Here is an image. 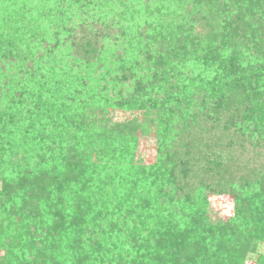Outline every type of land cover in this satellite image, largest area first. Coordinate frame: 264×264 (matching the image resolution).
Masks as SVG:
<instances>
[{
  "label": "trees",
  "instance_id": "1",
  "mask_svg": "<svg viewBox=\"0 0 264 264\" xmlns=\"http://www.w3.org/2000/svg\"><path fill=\"white\" fill-rule=\"evenodd\" d=\"M0 1L10 2L8 7L0 6V31L9 24V7L17 10L26 4L34 9L31 0ZM33 1L38 4V0ZM45 1L54 4L57 0ZM68 1L60 2L64 5L62 20H70L62 27L72 24L67 46L53 47L62 38L55 39L56 33L49 32L58 18L49 12L36 15L31 21L35 34L30 39L17 37L14 47L19 51L30 44L48 59H55V65L65 73L55 97H42V92L51 89L44 77L36 89L29 88L31 78L38 80L35 70L17 75L8 69V74L7 70L2 72L6 62L0 61V123L3 121L1 127L11 133L6 141L0 139V148L20 171L0 189V214L14 216L21 225L20 233L9 236L8 244L0 233V249L4 250L0 264H147L170 245L174 251L171 256L180 258L175 264L199 259L193 248L186 254L182 251L198 244L186 230L157 236L151 244L150 238L142 239L139 252L145 250L144 255L140 252L128 262L119 255L111 262L108 255L115 254L116 247L108 246L106 231L97 223L101 220L104 224L102 212L90 216L91 210L100 207L91 209V194L99 199L114 195H99L89 179L97 172L90 169L96 165L92 154L103 143L107 150L111 146L99 124L111 111L142 100L143 91L149 103L153 102L157 84L149 90L143 88L146 74L161 70L172 73L177 66L184 68L177 77L178 83L182 82L180 92L188 94L194 85L199 93L206 90L205 73H210L221 88L216 98L208 99L211 106L204 107L200 128L214 138L215 145L218 141L227 144L229 155L245 169L239 186L230 190L241 203L235 205L230 220L210 229L218 234L213 241L222 240L224 248L232 251L231 258L238 256L239 248H245L242 260L264 264V0H238V5L204 0L205 9L197 3L183 7L185 0ZM199 14L209 20L206 35L196 30ZM22 40L24 45L19 42ZM24 53L20 58L11 56L6 67L10 63L16 66V61L26 68L28 62L34 63V57ZM200 70L205 71L202 76ZM4 75L11 80L4 81ZM188 78L186 85L183 79ZM225 78L227 86L223 85ZM24 102L31 107L37 102L39 107L28 115L19 108ZM185 126L183 123L182 129ZM225 165L218 162L212 169L219 171ZM240 236L244 243L238 247L234 240ZM208 249L206 256L214 250ZM212 255L203 258L202 264H220L217 253ZM221 264H227L226 260Z\"/></svg>",
  "mask_w": 264,
  "mask_h": 264
},
{
  "label": "rangeland",
  "instance_id": "2",
  "mask_svg": "<svg viewBox=\"0 0 264 264\" xmlns=\"http://www.w3.org/2000/svg\"><path fill=\"white\" fill-rule=\"evenodd\" d=\"M61 1L57 0L52 4L38 0V4H35V1L31 0L30 5L34 9L27 8L26 4L21 5L17 10H12L11 6L9 10L12 15L8 17L9 24L5 30L0 31V61L6 62L2 64V72L12 69L13 73L21 75L27 73L28 69L35 70L39 74L38 80L30 77L32 83L29 82V88L36 89L37 83L42 84L40 82L42 77L51 85L50 90L42 92L43 98L55 97L59 91V80L65 73L61 71L60 66L55 65V59H48L40 49L31 48L30 44L28 47L22 46L23 49L19 51L14 47L17 37L30 39L35 34V23H31L32 19L40 13L48 15L49 12L50 15L58 17L56 26H53L54 29L51 27L49 32L56 33L55 39L62 38L53 47L62 49L67 46L72 24L62 27L70 20H62L64 5L62 7ZM226 1V3L231 1L233 5L239 3L238 0ZM247 1L255 0H245L244 3H249ZM2 3L0 1V6L8 7L10 2ZM187 3L190 5L193 3V6L196 3L203 4L202 8L205 9L206 1L204 3V0H185L182 6L185 7ZM214 10L216 11L215 8ZM211 12L215 13L213 10ZM206 17L200 14L195 17L196 30H200L202 35L207 33L204 30L209 24V20H205ZM19 42L24 45V40ZM19 42L18 44L21 45ZM24 52L34 57V63L28 62L26 68V64L21 65L16 61V66L10 63L11 65L6 67L11 56L20 58L25 54ZM204 72L199 71L201 76ZM7 73L9 74V71ZM183 73L184 68L177 66L172 73L161 70L146 74L147 80L143 81V88L147 87L149 90L152 84H157L153 102L149 103V98H145L143 91L140 98L142 100L133 101L128 108L111 111L106 121L99 124L107 138H110L111 146L107 150V146L103 143L101 149L95 150L92 154L91 161L96 165L90 166V169H96L97 172L95 175H90L89 179L93 180V188L99 190V195L104 196L109 192H113L114 195L111 199L105 197L99 199L96 194H91L93 201L91 209L97 205L100 207L91 210L90 216L95 215L94 212H102L104 224H101V220L97 223L106 231L108 246L116 247V253L109 254L108 259L116 262L121 255L127 262L134 260L140 252L141 255L145 253V250L139 252L140 240L150 238L151 240L148 241L151 244L157 236L169 237L170 233L178 235L189 230L198 244L196 246L192 243V246L184 247L182 251L186 254L193 248L192 253L196 251L195 254L197 253L199 259L188 263L181 261L180 264H202L201 260L213 256V253H217L220 264L225 260L227 264H263L255 259L242 260L245 248H239L238 256L234 255L231 258L232 251L224 248L222 240L213 241L218 234H212L210 229L222 226L230 220L235 205L241 203L230 194V190L233 185L239 186L238 183L244 177L245 169L241 167L239 161L236 162V158L229 155L227 144L218 141L215 145L214 138H210L206 131L200 128L203 127L201 113L205 112L204 107L211 106L207 103L208 99L216 98L221 88L214 83L210 73H205L202 77L207 82L206 90L199 93L200 90L194 85L190 93L180 92L182 82L178 83L177 77ZM165 77L174 78L162 79ZM3 79L11 80L5 75ZM186 79L183 81L189 85V78ZM192 79L191 75L190 80ZM227 82V78L223 79V85L227 86ZM35 105L36 107H31L29 103L24 102L19 108L23 109L25 114L31 115L39 107L37 102ZM96 117H100L99 111L96 112ZM21 119L25 121L24 118ZM2 123L3 121L0 123V139L6 141L11 133L1 127ZM183 123L186 126L182 129ZM213 127L214 125H211V128ZM215 136L217 137L216 134ZM12 137L15 138V134ZM2 146L1 143L0 147ZM0 152L4 153L2 148ZM9 161L5 153L4 157L0 156V189L3 188L4 182L12 180L16 177V173L20 172L15 168V164L12 165ZM218 162L226 165L219 171L212 169ZM191 199L195 201H190ZM20 230L21 225L17 218L0 214V233H4L5 244L9 243V236L19 234ZM112 231L115 232L111 233ZM241 239L240 236L234 240L238 247L244 243V241L240 242ZM86 242L91 248L93 247L94 244L89 238ZM171 248L172 245L158 257L154 255L148 259L147 264L177 263L180 258L171 256L174 252ZM208 248L214 250L212 253L208 252L209 256H206ZM3 251L1 250L0 256H3ZM34 254L38 255L39 252L35 251ZM97 256L95 260L98 261L99 254ZM7 263L9 262L6 261L5 264Z\"/></svg>",
  "mask_w": 264,
  "mask_h": 264
}]
</instances>
